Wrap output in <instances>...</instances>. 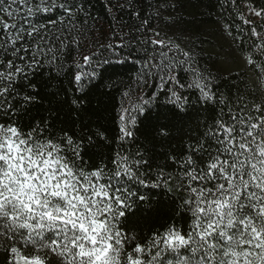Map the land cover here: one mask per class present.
<instances>
[{
    "label": "snow or ice",
    "instance_id": "snow-or-ice-1",
    "mask_svg": "<svg viewBox=\"0 0 264 264\" xmlns=\"http://www.w3.org/2000/svg\"><path fill=\"white\" fill-rule=\"evenodd\" d=\"M57 7L64 12L58 20L69 29L74 27L72 6L67 3L0 0V113L5 116L15 115L12 100L19 96L17 81L27 80L29 72L47 56L52 57L49 62L58 59L54 45L25 44L26 39H49L43 34L47 26L34 24L30 18ZM254 14L264 17V9L254 10ZM244 23L250 26L249 36L255 41L245 39L243 29L235 38L249 45L245 63L264 80V31L258 32L250 20ZM52 39L63 46L58 35ZM158 55L162 57L158 63L145 61V74L157 70L163 83L179 84L175 74L165 77L163 73L174 72L178 64L186 62L177 64L164 52ZM83 60L91 71L77 65L74 81L82 85L86 78L97 75L93 57ZM183 70L193 73L188 87L200 91L202 102L220 105L203 138L186 145L183 156L169 157L177 166V189L186 195L180 207L191 217L187 229L172 225L137 242L120 226L137 197L131 184L148 186L139 175L147 161L117 153L111 169L100 165L86 170L82 142L68 133L49 136L38 126L25 131L15 122L0 123V246L4 264H264V98L252 103L240 98L233 108L234 102L218 97L197 69L189 66ZM172 95L181 99L175 92ZM22 99L31 102L34 98ZM135 108L144 111L142 104ZM131 112L123 109L129 123L135 119ZM120 119L124 121L125 115ZM121 133V139L133 136L127 125L121 127ZM160 175L164 176L163 171ZM172 179L168 175L164 184ZM152 186L160 185L153 182Z\"/></svg>",
    "mask_w": 264,
    "mask_h": 264
},
{
    "label": "trees",
    "instance_id": "trees-1",
    "mask_svg": "<svg viewBox=\"0 0 264 264\" xmlns=\"http://www.w3.org/2000/svg\"><path fill=\"white\" fill-rule=\"evenodd\" d=\"M47 2L72 6L74 27L69 29L58 20L64 16L63 9L58 7L30 18L34 24L47 26L43 34L49 39H26L25 44L54 45L58 59L49 62L52 57L47 56L35 71L29 72L27 80L17 81L19 96L12 100L15 115L0 113V123L15 122L25 131L38 126L46 129L49 136L68 133L82 142L86 170L100 165L111 169L117 153L130 160L147 161L141 165L139 175L148 186L131 184L137 197L121 218L120 226L134 235L137 242L172 225L187 229L191 217L180 207L186 195L183 189H177V166L169 157L183 156L186 145L203 138L220 105L202 102L200 91L188 87L194 80L193 73L183 69H197L218 97L234 102L233 108L240 98L248 103L264 98V80L245 63L249 45L235 38L243 29L244 38L255 41L244 20L252 21L258 32L264 31V17L254 14V10L264 9V0ZM51 20L57 23L50 24ZM225 25L230 28L226 30ZM57 35L64 41L63 46L52 39ZM152 41L164 43L156 45ZM161 52L177 64L186 62L178 64L174 72L163 73L165 77L175 74L179 84L163 83L157 70L145 74V61L152 59L158 63ZM85 56L93 57L92 68L97 75L86 78L82 85L74 81V75L77 65L91 71L84 64ZM104 60L110 62L103 63ZM173 92L181 99L176 100ZM23 96L34 99L25 102ZM145 100L149 103L143 104ZM137 104L143 105V112L136 110ZM124 108L132 109L133 122H128ZM122 114L124 121L120 119ZM125 125L133 136L121 139V127ZM168 175L173 179L165 185ZM153 182L160 186L153 187ZM139 196L145 199L141 201ZM4 262V248L0 246V264Z\"/></svg>",
    "mask_w": 264,
    "mask_h": 264
}]
</instances>
